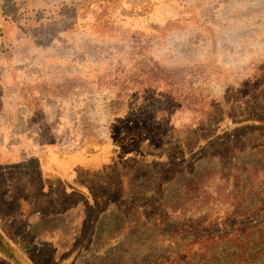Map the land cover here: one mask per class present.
Here are the masks:
<instances>
[{"label":"rangeland","instance_id":"obj_1","mask_svg":"<svg viewBox=\"0 0 264 264\" xmlns=\"http://www.w3.org/2000/svg\"><path fill=\"white\" fill-rule=\"evenodd\" d=\"M153 65L178 71L206 96L239 91L264 66V0H0V166L19 163L17 172H0V264H132L148 245L164 248L150 244V231L111 233L99 224L113 208L109 198L119 204L129 191V169L148 160L123 153L111 164L113 156L89 151L138 96L166 104L158 72L146 73ZM155 108L146 122L177 130L194 121L189 112L161 116ZM261 133L250 144H264ZM164 142L155 145L159 154L170 149ZM53 152L66 156L58 162ZM257 152L205 162V181L177 220L264 210V152ZM20 168L30 172L26 183ZM101 244L126 254L99 258ZM209 264H264V238L223 249Z\"/></svg>","mask_w":264,"mask_h":264},{"label":"trees","instance_id":"obj_2","mask_svg":"<svg viewBox=\"0 0 264 264\" xmlns=\"http://www.w3.org/2000/svg\"><path fill=\"white\" fill-rule=\"evenodd\" d=\"M154 71L158 72L162 85V93L157 95L159 98L166 96V104L160 103L161 99L151 100V94L145 100L138 96L136 100L129 102L127 113H114L107 129V138L98 141L89 150L98 151L95 157H119L127 153L148 160L132 171L129 169L133 172V177L126 184L129 191L122 194L124 196L120 199L123 201L119 204H115L119 197L109 198V204L113 203V208L110 206L105 209L99 224H106L111 233L120 230L150 231L152 236L147 239H150V244L152 241L162 242L164 245L162 250L154 248L153 244L148 245L145 254L136 255L132 264H209L223 249L240 248L264 238V219L243 220L252 213L264 214V210L255 208L240 216L236 213L233 217L210 215L203 216L200 220L190 217L177 220L182 210L188 213L186 205L191 203V198L198 191L195 187L205 181L202 169L205 162L218 156L231 157L237 162L238 153L247 149L258 151L257 153L264 152V144H250L253 138L260 139L261 132L264 131V66L258 77L239 87V91L225 92L221 96H206L189 88L178 71L171 72L153 65L148 66L146 73ZM169 103H174L171 108ZM151 104L156 106L155 109L161 116L186 111L193 115L194 121L190 126L177 130H171L164 123L146 122V119L152 117ZM135 118L139 121L134 120ZM172 137L179 142L170 145ZM249 137L250 140L246 142ZM159 141L167 142L165 148H170L164 154H159V148L155 146ZM173 150L179 155L171 160ZM53 153L57 155L56 152ZM65 156L66 154H58L53 159L59 162L58 159ZM116 157L112 158L111 164L115 163ZM153 158L159 160L157 165H149ZM28 163V160L23 161L25 166ZM18 164L16 162L7 167L0 166V172L3 176H6L7 170L17 172ZM21 170L26 178L23 183H26L31 179L30 172L26 168ZM124 170L119 167L113 170V174H117L116 171L121 174ZM234 170L237 174L238 168L234 167ZM173 184L178 189L169 192L168 188H172ZM69 188L70 186L69 191L72 190ZM237 216L239 220L235 219ZM98 239L97 243L101 238ZM114 243L118 248L121 247L120 243ZM113 244H101L100 248H95V255L108 258ZM115 251H111L113 258L120 254V259L126 254L125 250L117 254H114ZM112 260L109 259L106 263L112 264Z\"/></svg>","mask_w":264,"mask_h":264},{"label":"crops","instance_id":"obj_3","mask_svg":"<svg viewBox=\"0 0 264 264\" xmlns=\"http://www.w3.org/2000/svg\"><path fill=\"white\" fill-rule=\"evenodd\" d=\"M57 172H58V171H57ZM55 174H56V173H55ZM72 178H73V177H72V176H70V177H69V180H72Z\"/></svg>","mask_w":264,"mask_h":264}]
</instances>
